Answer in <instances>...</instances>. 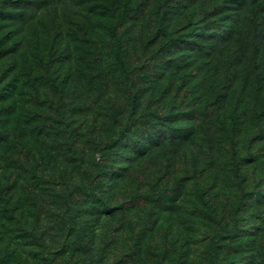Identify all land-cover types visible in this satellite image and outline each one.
Instances as JSON below:
<instances>
[{
    "label": "rangeland",
    "instance_id": "rangeland-1",
    "mask_svg": "<svg viewBox=\"0 0 264 264\" xmlns=\"http://www.w3.org/2000/svg\"><path fill=\"white\" fill-rule=\"evenodd\" d=\"M231 4L0 0V54L14 53L0 62V120L14 108L0 156L11 161L14 148L15 164L32 167L34 194L48 202L30 210L46 215L36 230L62 235L54 216L75 209L70 226L109 246L107 261L129 240L149 243L133 237L137 226L173 235V264H264V75L243 77L233 50L244 39L220 37L237 16ZM2 180L8 199L14 180ZM146 196L157 205L135 210Z\"/></svg>",
    "mask_w": 264,
    "mask_h": 264
},
{
    "label": "trees",
    "instance_id": "trees-1",
    "mask_svg": "<svg viewBox=\"0 0 264 264\" xmlns=\"http://www.w3.org/2000/svg\"><path fill=\"white\" fill-rule=\"evenodd\" d=\"M231 3V5L236 8L237 16H232L230 18V21H232L231 26L225 31L222 30L220 37L227 41L244 39L243 46L233 51L238 53L241 57V61L238 65L241 75L247 77L251 83L257 84L260 80L262 81V76L264 75V0H231ZM126 13L127 12H124L125 15ZM110 31L112 36L116 39V27L114 26ZM9 41H13V38H10ZM171 41H173V39H171ZM232 44L234 45L233 42ZM12 51L11 48H8L7 51H5L6 53L0 54V62L14 55ZM118 59L121 61L120 58ZM2 79L3 76H0V81ZM4 99L5 96H1L0 103H3ZM3 109V112H9V115L0 120V132L2 131L3 133L0 134V144L12 140L10 128L12 125L11 116L14 115V108L10 103L9 106L6 105ZM24 136L26 137L27 135L25 134ZM103 147L104 146L101 145L99 149L102 150ZM10 149L11 148H8L7 154L11 155L10 158L12 162L10 160L5 162L6 160L4 161L0 156V197L2 196L1 189H3L5 185L2 178H6V180L9 179V181L14 180V186L12 188L13 195L8 199L0 198V264H173V235L171 234L170 237H167L165 233L158 234L155 229V231H149L148 234L146 230L142 229V231L136 235V232L139 231L137 226L133 227V237L136 239L142 237L144 240L149 238V243L145 244L136 241L134 243L132 240H129L130 244L123 245L124 247L121 248V253L115 261H107L108 257L112 254L109 253L108 255L109 246L101 247L96 237L89 238L87 233L81 234L73 226H70V223L78 224L80 222V220L78 222L77 219L79 213H73L75 209H70L64 216H54V223L65 224V227L60 228L62 235H50L47 229L36 230L35 223L43 221L44 219H42V217L46 215L41 213V210L37 211L34 215L30 210L32 207L36 208L40 205L46 206L48 202L45 198L41 199V196L34 194L35 188L31 186V180L29 178L32 167L22 163L21 165L15 164L13 155L16 153V150L14 148ZM136 160L137 159H134L133 163L129 164V169L120 177L114 191H118L119 185L122 184H120V180L125 179L124 181L129 180L130 182L129 177L132 175L134 162H136ZM14 167H18L22 172H17ZM51 167H53L51 170H53L54 173V167L56 166ZM167 169L171 171L172 167L168 166ZM62 170L66 171L67 175L70 173L75 176L74 169L64 166ZM145 173L147 177L149 175L150 178L157 175L159 176L161 168H157L156 166L153 171L145 169ZM86 181L89 182V178H86ZM155 181L157 182V179L154 180L152 187L149 186L152 190H154L156 185H159V183ZM20 182L24 185L23 188L17 187ZM137 184L139 187L141 182L138 181ZM141 185L146 189L144 184ZM87 187H92L91 182ZM125 187L128 188V185ZM149 187H147V189ZM80 189L85 191L86 188L80 185ZM100 192H102V190L99 188L97 193ZM78 194H81L80 196L83 195L82 193ZM66 196L69 197V194L67 193ZM76 196V193L71 195V200H76ZM32 197L35 198L33 199ZM99 199L105 200L104 197H99ZM12 202L14 205L10 208L9 206ZM137 202L138 203L133 205L135 210L138 208L141 209V206L147 204H152L153 206L157 205V201L154 199L149 200L148 196L142 199L140 198ZM78 203L81 204L80 200L73 205L76 207ZM108 203V201H101L99 205H108ZM56 204L58 205L59 203L55 202V205ZM171 213H173V211ZM137 215H145L146 220L152 221L153 223V220L147 212L138 210ZM137 220L140 221V218L137 217ZM28 228H30V230ZM66 228L69 229L66 230ZM107 233L108 231H106L105 235H107ZM23 247L31 249L24 252L21 250ZM175 264H183V262H177Z\"/></svg>",
    "mask_w": 264,
    "mask_h": 264
}]
</instances>
